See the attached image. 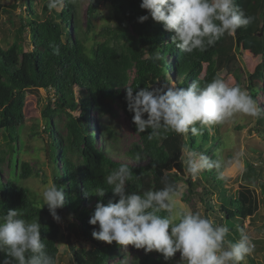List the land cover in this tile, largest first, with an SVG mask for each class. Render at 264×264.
I'll return each instance as SVG.
<instances>
[{"label": "trees", "instance_id": "obj_1", "mask_svg": "<svg viewBox=\"0 0 264 264\" xmlns=\"http://www.w3.org/2000/svg\"><path fill=\"white\" fill-rule=\"evenodd\" d=\"M25 2L26 16L16 35L21 37L27 29L32 49L26 50L19 40L7 47L0 41V132H5L8 139L0 144V215L9 209H18L27 221L37 220L41 224V239L57 264L59 223L46 205L40 209L42 199L30 187L15 177H3L6 163L14 171L18 168L19 159H10L9 152L13 156L18 147L28 92L44 89L50 93L42 108V117L50 139L53 182L65 195V204L57 209V214L76 220L82 237L91 244V248L71 247L74 264H111L123 246L94 239L92 231L98 226L90 225L89 219L97 202L107 204L110 199L118 200L106 183L114 169L128 165L132 175L126 182V191L143 194L160 190L166 183L179 185L186 172L185 149L212 160L220 158L215 152L221 144L218 132L210 131L215 125L204 127L200 135L190 131L184 135L169 132L153 140L148 139L150 129L136 132L133 114L127 110L125 88L139 90L157 81L175 82L177 87L186 88L193 80H198L203 87L216 73L237 72L238 49L254 51L262 56V61L248 77L247 88L259 103L258 132L264 135V0H236L246 15L254 17L252 23L233 35L225 34L206 51L191 54L180 52L172 44L174 33L166 31L162 23L154 22L151 17L144 23L138 22L139 16L147 14L139 7L141 0H90L85 26L73 0H65L53 10L48 9V0ZM104 3L112 7L109 18L113 25L94 34L93 20ZM98 36L102 40L96 39ZM93 37L95 42L89 46ZM56 48H59L58 55L54 54ZM156 54L160 58L153 60ZM169 56H172L171 62ZM76 91H79L78 97ZM115 106L122 109L131 129L139 136L124 158H116L111 152L116 140L114 129L108 124H100L99 128L91 124V112L103 118L112 114ZM223 171L224 166L219 171L213 168L201 172L206 182L201 199L215 223L229 228L227 247V242L240 239L245 221L256 220L264 206V196L255 189L259 185L264 191V155L246 159L244 180L234 193L225 187L227 179ZM33 174L29 162L21 161L20 178ZM188 183L191 192L198 184L191 176ZM96 188L107 190L104 197L91 194ZM213 194L221 201L215 202ZM259 229H264V225ZM263 250V246L255 245V252ZM3 259L4 254L0 253V262ZM241 264L258 262L250 254Z\"/></svg>", "mask_w": 264, "mask_h": 264}, {"label": "clouds", "instance_id": "obj_2", "mask_svg": "<svg viewBox=\"0 0 264 264\" xmlns=\"http://www.w3.org/2000/svg\"><path fill=\"white\" fill-rule=\"evenodd\" d=\"M65 0H48L49 10L62 6ZM139 7L147 11L138 17L144 23L151 17L162 23L166 31L173 32L172 44L180 52L191 54L204 52L214 46L225 34L233 35L239 28L247 27L254 17L245 14L236 0H141ZM59 54V48L54 49ZM159 54L152 57L158 60ZM127 110L133 114L136 132H148V139H158L169 132L184 135L202 134L206 126L216 125L235 114L259 117L261 109L246 89L229 86L216 77L203 87L193 80L186 87L175 82L157 81L155 85L135 90L125 88ZM199 125V127L197 126ZM186 171L196 178L203 170L218 171L224 166L222 158L212 160L202 154L189 152ZM132 172L122 164L106 179L113 197L107 204L97 202L89 224L98 226L92 236L98 241L117 245H133L144 251L161 253L165 260L180 254L182 264H241L255 245L240 229V239L227 242L229 228L191 210L177 208L181 195L178 184H168L160 190H148L143 194L126 191V182ZM222 178V174H221ZM104 188H96L91 194L104 197ZM40 209L47 206L56 222L61 221L57 209L65 204L62 188L55 183L44 185L39 192ZM161 212L166 215H160ZM0 264H55L41 239V224L23 218L18 209H9L0 215Z\"/></svg>", "mask_w": 264, "mask_h": 264}, {"label": "rangeland", "instance_id": "obj_3", "mask_svg": "<svg viewBox=\"0 0 264 264\" xmlns=\"http://www.w3.org/2000/svg\"><path fill=\"white\" fill-rule=\"evenodd\" d=\"M73 1L77 4L79 16L82 24L85 26L90 0ZM26 7L25 0H0V41L5 47L12 44L14 40H19L26 50L32 49L27 29L23 30L21 37H17L16 35L18 27L23 23L22 19L26 16ZM112 13V7L109 3H104L100 7L99 14L93 20L94 34H99L105 26L113 25V22L109 18ZM92 36L94 35L92 34ZM96 39L102 40L99 36ZM94 42L95 38L93 37L88 42V45L92 46ZM237 55L239 59L237 72L216 73L213 79L219 77L225 80L229 86L239 85L241 89L248 91V77L260 64L262 56L254 51L242 48L237 50ZM168 59L171 62L172 56H169ZM171 79L173 81V78ZM76 92L78 97L79 91ZM49 95L50 93L44 89H40L39 91L30 90L28 92L25 106L26 118L23 126L19 129L18 147L13 156L12 151L9 152L10 159L12 157L13 159H19L18 168L14 171L6 163L3 171L4 178L15 177L20 183L30 187L38 198H41L39 192L44 185L54 183L49 156L50 139L48 133L44 130L45 120L42 117V108L47 104ZM254 100L259 107L258 101ZM258 100H261V98H258ZM91 116L92 127L98 126L99 128L100 124H108L114 129L116 140H114L115 147L111 148V152H114L112 154L116 158H124L132 144L139 141V136L131 129L127 117L119 106H115L114 112L103 118H100L94 112H91ZM257 119L258 117L235 114L225 122L216 124L214 128H210L211 133L213 131L218 132V141L221 144L215 149V152L224 162L223 175L227 179L225 187L231 193H234L238 189L239 184L244 180L243 172L246 167V159L251 156L257 157L260 153L264 155V135L258 132ZM7 140V134L1 131L0 144H4ZM210 146L211 143L208 144V147ZM189 152L191 151L188 149L184 150L183 157L185 159ZM21 161L29 162L34 170V174L26 179H22L19 176ZM256 161L258 164H261L260 161ZM189 176L186 171L184 179L179 182L181 195L177 198V208L199 212L201 215L209 216L213 220L212 213H207L205 202L201 199L206 183L202 173L196 178H192L193 180L196 179L198 183L192 192L188 183ZM255 189L261 197L264 196V191H262L259 185L255 186ZM211 197L215 202L221 201V198L217 194H213ZM58 223L61 229L58 238L59 256L57 264H74L71 247L82 245L91 248L90 241H86L82 237L79 231V224L76 220L61 217V221ZM243 225L244 232L251 238L252 243L256 246L260 245L264 247V229H259L264 225V206L261 207L256 220L251 222L250 219H247ZM256 253L254 249L251 255L256 256L258 264H264V250ZM111 264H182V262L180 261L179 253L165 260L163 255L156 251L146 253L144 249H137L133 245H127L118 251L116 258L111 261Z\"/></svg>", "mask_w": 264, "mask_h": 264}, {"label": "water", "instance_id": "obj_4", "mask_svg": "<svg viewBox=\"0 0 264 264\" xmlns=\"http://www.w3.org/2000/svg\"><path fill=\"white\" fill-rule=\"evenodd\" d=\"M262 34V33H261Z\"/></svg>", "mask_w": 264, "mask_h": 264}]
</instances>
